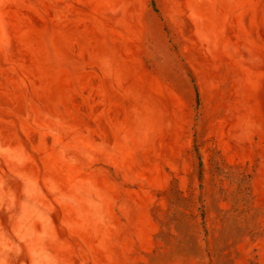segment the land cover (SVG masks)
Returning <instances> with one entry per match:
<instances>
[{
	"label": "rangeland",
	"instance_id": "1",
	"mask_svg": "<svg viewBox=\"0 0 264 264\" xmlns=\"http://www.w3.org/2000/svg\"><path fill=\"white\" fill-rule=\"evenodd\" d=\"M149 8L138 80L129 12L0 0V264H264V0Z\"/></svg>",
	"mask_w": 264,
	"mask_h": 264
},
{
	"label": "crops",
	"instance_id": "2",
	"mask_svg": "<svg viewBox=\"0 0 264 264\" xmlns=\"http://www.w3.org/2000/svg\"><path fill=\"white\" fill-rule=\"evenodd\" d=\"M83 1V0H78ZM90 13L102 14L107 8L113 9L115 13L122 11L123 14L129 12V22L136 23L137 34V79L140 80L145 76L149 78L150 69L147 66V55L150 49L157 53V40L148 39L157 30L151 18H149V5L152 0H84ZM129 9V11L127 10ZM129 29V28H128ZM127 29V30H128ZM126 30V31H127ZM138 85L141 82L138 81Z\"/></svg>",
	"mask_w": 264,
	"mask_h": 264
},
{
	"label": "trees",
	"instance_id": "3",
	"mask_svg": "<svg viewBox=\"0 0 264 264\" xmlns=\"http://www.w3.org/2000/svg\"><path fill=\"white\" fill-rule=\"evenodd\" d=\"M198 94V93H197Z\"/></svg>",
	"mask_w": 264,
	"mask_h": 264
}]
</instances>
